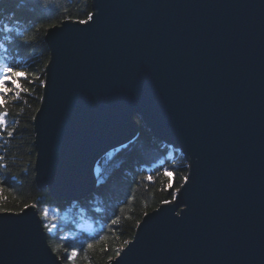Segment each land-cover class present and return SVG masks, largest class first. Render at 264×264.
Segmentation results:
<instances>
[{
  "label": "water",
  "instance_id": "obj_1",
  "mask_svg": "<svg viewBox=\"0 0 264 264\" xmlns=\"http://www.w3.org/2000/svg\"><path fill=\"white\" fill-rule=\"evenodd\" d=\"M46 31L34 178L58 203L98 184L138 119L185 180L108 264H264V0H91ZM0 264H62L35 207L0 212Z\"/></svg>",
  "mask_w": 264,
  "mask_h": 264
},
{
  "label": "trees",
  "instance_id": "obj_2",
  "mask_svg": "<svg viewBox=\"0 0 264 264\" xmlns=\"http://www.w3.org/2000/svg\"><path fill=\"white\" fill-rule=\"evenodd\" d=\"M91 0H0V67L5 64L29 73L34 84L19 99L7 98V130L0 131V212L19 213L25 206L35 207L43 223L53 231L47 243L62 264L66 250L79 254L72 264H108L132 240L143 216L164 201H172L187 176L186 161L179 152L153 140L138 125V134L129 145L104 155L96 164L94 192L77 202L58 203L47 190L39 189L34 178L33 119L39 108L44 69L49 52L44 42L46 31L64 21L87 20ZM40 79L36 80L35 77ZM174 173L164 177L163 169ZM151 176L149 182L145 177ZM171 180V187H165ZM47 219L42 220L44 209ZM113 219L117 224H111ZM104 240L92 249L93 243ZM63 237H67L64 240ZM86 250V251H85Z\"/></svg>",
  "mask_w": 264,
  "mask_h": 264
},
{
  "label": "snow or ice",
  "instance_id": "obj_3",
  "mask_svg": "<svg viewBox=\"0 0 264 264\" xmlns=\"http://www.w3.org/2000/svg\"><path fill=\"white\" fill-rule=\"evenodd\" d=\"M93 19V14L89 13L87 20H79L77 23L79 24H86L89 20ZM29 73L23 70H18L16 67H13L11 65L5 64L2 67H0V109H5L7 107V98L11 94L16 99H19L21 94H27L29 92V89L24 86V81L27 80L28 84H34L35 80H29L28 79ZM36 80H39L40 77L36 76ZM40 86L42 88L46 87V81L40 80ZM8 116L7 111H0V131L7 130V121L6 117ZM7 136L11 138L13 136V131L7 130ZM4 157L0 156V160H3ZM0 167H6L4 165H0ZM164 177H169L174 179V173L172 171H169V169L165 168L162 172ZM145 179L149 182L152 181V177L148 176L145 177ZM185 183H187V177L184 178ZM171 187V180L169 184L165 186ZM2 191V189H0ZM164 203H167V201H164ZM28 207L27 205L25 206ZM32 207H38L37 204H33ZM47 213L48 209L45 208L42 213V220L47 219ZM111 224L115 225L117 224V220L113 219L111 221ZM42 226L46 228L49 232L53 231L55 228V224L52 225V227H49L47 223H43ZM64 240H67V237H63ZM104 240V237L101 236L99 240L93 243L87 244V249H92L94 246L98 245L101 241ZM86 251V250H85ZM79 254V251L76 248H73L70 252L66 250V255L63 257V259H66L68 261V264H72V261L74 258H76ZM59 258V257H58Z\"/></svg>",
  "mask_w": 264,
  "mask_h": 264
},
{
  "label": "rangeland",
  "instance_id": "obj_4",
  "mask_svg": "<svg viewBox=\"0 0 264 264\" xmlns=\"http://www.w3.org/2000/svg\"><path fill=\"white\" fill-rule=\"evenodd\" d=\"M136 122V124H138L139 123V121H138V123H137V121H135ZM138 126V125H137ZM111 153V152H110Z\"/></svg>",
  "mask_w": 264,
  "mask_h": 264
}]
</instances>
